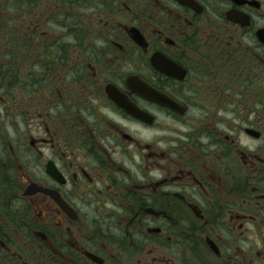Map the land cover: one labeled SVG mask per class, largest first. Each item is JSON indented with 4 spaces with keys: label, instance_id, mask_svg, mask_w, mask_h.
<instances>
[{
    "label": "flooded vegetation",
    "instance_id": "flooded-vegetation-1",
    "mask_svg": "<svg viewBox=\"0 0 264 264\" xmlns=\"http://www.w3.org/2000/svg\"><path fill=\"white\" fill-rule=\"evenodd\" d=\"M21 4L0 264H264V0Z\"/></svg>",
    "mask_w": 264,
    "mask_h": 264
},
{
    "label": "trees",
    "instance_id": "trees-1",
    "mask_svg": "<svg viewBox=\"0 0 264 264\" xmlns=\"http://www.w3.org/2000/svg\"><path fill=\"white\" fill-rule=\"evenodd\" d=\"M22 1L23 0H17L14 1V3L5 1V8L3 7L2 9L3 13L7 15L0 17V83L4 84L3 87L5 89H7V87L9 88L10 84H18L21 81L19 78L21 77L20 73L11 71L9 60L13 58L17 60L19 57H22L24 53V44L20 40L15 39L12 41L8 36L11 32H13L14 35L24 34L23 27L16 22L18 20H13L11 17L12 14L22 12Z\"/></svg>",
    "mask_w": 264,
    "mask_h": 264
},
{
    "label": "rangeland",
    "instance_id": "rangeland-1",
    "mask_svg": "<svg viewBox=\"0 0 264 264\" xmlns=\"http://www.w3.org/2000/svg\"><path fill=\"white\" fill-rule=\"evenodd\" d=\"M3 7H4L3 3H0V17L7 15V14L3 13V9H2ZM17 14L18 13H15L13 15H17ZM22 20H23V18H22ZM16 22H17V24H20L22 26V22L21 21H16ZM24 28H26L25 25H24ZM47 28L50 31L53 30V32L55 33V27L47 26ZM19 83H21V84H19V86L14 88V90L12 91V93L14 94V98L16 99L14 102L12 100H10L9 99L10 97L8 98L7 95H4V96H5V98H8V100L10 101V105L11 106L13 105L12 110H10V114L12 115V112H15V114H18V115L20 114V116H22V114L26 113L25 112L26 110L28 111L30 105L38 104L39 103L38 101H40L41 98L37 95V93H34V94L31 95V94L25 92V90L23 88V80H21ZM26 95H28V97ZM32 97H34V99H32ZM39 108H41V104L37 105V110ZM33 109H35V107H33ZM5 119H6V117L2 118V116H1L0 117V123L1 124H2V122L5 123Z\"/></svg>",
    "mask_w": 264,
    "mask_h": 264
},
{
    "label": "water",
    "instance_id": "water-1",
    "mask_svg": "<svg viewBox=\"0 0 264 264\" xmlns=\"http://www.w3.org/2000/svg\"><path fill=\"white\" fill-rule=\"evenodd\" d=\"M140 91V93L144 96V97H151L152 96V94H149V95H147L144 91H143V88L142 89H140L139 90ZM29 193V192H28Z\"/></svg>",
    "mask_w": 264,
    "mask_h": 264
}]
</instances>
